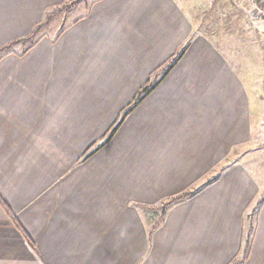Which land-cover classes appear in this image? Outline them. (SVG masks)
I'll return each instance as SVG.
<instances>
[{
	"label": "crops",
	"instance_id": "0c3cea01",
	"mask_svg": "<svg viewBox=\"0 0 264 264\" xmlns=\"http://www.w3.org/2000/svg\"><path fill=\"white\" fill-rule=\"evenodd\" d=\"M70 2L0 0V47ZM56 20L0 60V264H230L264 196L263 168L245 165L264 155L245 53L196 30L181 0H95ZM160 208V223L144 216ZM254 223L243 264H264V203Z\"/></svg>",
	"mask_w": 264,
	"mask_h": 264
},
{
	"label": "rangeland",
	"instance_id": "374dc122",
	"mask_svg": "<svg viewBox=\"0 0 264 264\" xmlns=\"http://www.w3.org/2000/svg\"><path fill=\"white\" fill-rule=\"evenodd\" d=\"M93 1L95 0H71L63 12L54 18L57 19L53 23L56 24L54 31L59 29L58 24L67 25V22L72 20L73 17L84 14ZM181 1L184 9L195 22L196 30L205 36H209L216 43L228 47L234 51V54L237 51L245 53V68L241 67L239 72L251 97L252 123L257 125L262 117L261 102L264 120V0ZM68 11L71 12L68 20L64 23L63 17L65 13L68 14ZM152 73L151 76L156 75L155 70ZM253 136L256 141L263 142L262 145L264 146L263 129L260 130L256 126ZM262 156H259L258 159L252 157L254 159H248L245 164L254 177H256V172L252 170L251 163H258L256 165L259 170L262 168L264 170V157L262 158ZM262 174L264 177V172ZM263 183L264 180L261 184ZM163 212V208H160L159 210L143 213L144 216H147V219H161Z\"/></svg>",
	"mask_w": 264,
	"mask_h": 264
},
{
	"label": "trees",
	"instance_id": "16d2710c",
	"mask_svg": "<svg viewBox=\"0 0 264 264\" xmlns=\"http://www.w3.org/2000/svg\"><path fill=\"white\" fill-rule=\"evenodd\" d=\"M65 8H66V6H63L61 8L56 9L52 15L48 16L43 22L39 23L32 30V32L29 35H27L26 37L14 40V41L8 43L7 45L0 47V60L5 56L14 53V46L17 44H21L24 46L22 53H25L26 51H28L34 44L38 43L43 38L44 29L47 27V25L50 24V22L56 16L61 14ZM184 51H185V48L180 50L179 52H177V54H175V56H173L163 67H161L155 71L156 75L151 76L149 81L147 82V84L145 86H143V88H141V90L138 92V94L135 97V99L133 100V102L121 113V116L117 120L116 124L113 125L111 130H109V132L99 142H97L96 144L91 146L85 152V154L83 155L82 158L89 157L90 155L95 153L97 150H99L101 147H103L108 141H110V139L113 137V135L115 134V132L117 131V129L119 128V126L121 125L123 120L127 117V115L163 80V78L168 74V72L180 61ZM191 194H193V192L192 193H183L179 196L172 197V198H170L169 201H167L163 205V207H165V208L169 207L171 204L178 202L180 200H183L184 198L190 196ZM0 203L6 208V210L9 212V214H11L10 207L8 206V203L5 201V199L2 197L1 194H0ZM263 203H264V196L256 202V204L252 210L251 226L248 230L247 235L244 238L243 247H242V250L240 252V255L237 258H235L234 260H232L230 262V264H243L244 261L247 259V256H248L250 248H251L252 239H253V231H254V227H255L254 217L259 212ZM165 208H163L164 212L161 216V219L157 223H160V221H162V219L164 217V213H165Z\"/></svg>",
	"mask_w": 264,
	"mask_h": 264
}]
</instances>
